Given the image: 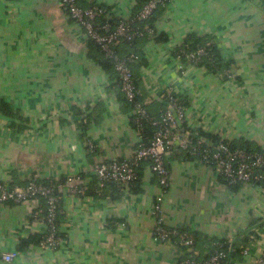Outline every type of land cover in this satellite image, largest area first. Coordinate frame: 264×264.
<instances>
[{"label": "crops", "instance_id": "obj_1", "mask_svg": "<svg viewBox=\"0 0 264 264\" xmlns=\"http://www.w3.org/2000/svg\"><path fill=\"white\" fill-rule=\"evenodd\" d=\"M141 1L80 4L103 6L118 21L130 19ZM152 24L154 35L137 40L131 66L149 112L160 114L159 94L171 89L186 100L190 126L264 151V0H166ZM189 36L211 38L230 61L232 77L181 65L173 52ZM102 57L58 0H0V101L11 111L0 112V182L21 187L30 178L59 182L81 174L93 187L95 164L128 158L141 146L117 74L100 65ZM167 167V224L209 238L247 232L256 242L236 264H255L263 250L264 185L228 187L211 166L173 152ZM58 192L65 242L57 250L25 245L45 228L42 199L8 202L0 206V264H177L181 258V249L153 240L151 209L161 191L148 164L128 187L67 196L59 185ZM11 250L18 256L5 263L1 255Z\"/></svg>", "mask_w": 264, "mask_h": 264}, {"label": "built area", "instance_id": "obj_2", "mask_svg": "<svg viewBox=\"0 0 264 264\" xmlns=\"http://www.w3.org/2000/svg\"><path fill=\"white\" fill-rule=\"evenodd\" d=\"M66 9L71 20L79 25L86 37L92 40L105 58L110 59L113 69L117 74L120 90L124 97L133 104V122L139 133L143 123H148L156 128L152 139L148 144L139 146L128 158L101 162L93 166L90 174L96 180L93 187L89 186L83 175H68L61 184L66 188L67 196L83 195L88 190L100 194L108 184H120L123 187L131 186L138 178L142 164H148L155 176L160 193L155 196L151 214L154 219L152 237L156 242H168L174 247L190 252L185 258H180L177 264H229L236 260H230L228 253L216 248L207 258L198 259L194 249L195 236L192 230L169 226L163 212L164 193L170 183V175L167 167L169 154L174 150L190 151L200 162L205 163L216 170L222 180L228 184H257L264 179V152L247 151L241 148H232L230 142L220 138L214 142L200 135L199 128H193L187 121L186 105L175 98L171 89L159 94L164 102L158 117L149 114L146 99L137 100V85L129 63L136 56L130 54L129 58L122 57L117 45L123 40L133 42L137 37L145 34L154 35V31L148 25H139L153 16L155 10L165 5L166 0H147L138 11L128 20H118L111 28L106 22L100 25L97 22L99 16L106 20L113 16L99 5L83 7L80 0H58ZM182 54L191 64H196L205 54L204 48H198L193 52L177 53L174 57L181 63ZM183 63H181L182 65ZM224 74L232 77V69H225ZM178 96V95H176ZM153 101V100H152ZM43 199L45 216L41 217L45 226V236L40 242L43 249L57 250L64 242L63 233L57 226V211L61 198L53 183H44L36 178H30L24 186H12L0 182V206L8 202L22 203L29 199ZM244 240L239 243V240ZM232 243L241 248V254L247 256L250 248L255 244L256 238L247 232L241 231L232 234ZM183 252V251H182ZM18 256L15 250L4 252L1 259L5 263H11ZM255 264H264V236L263 250L256 258Z\"/></svg>", "mask_w": 264, "mask_h": 264}, {"label": "trees", "instance_id": "obj_3", "mask_svg": "<svg viewBox=\"0 0 264 264\" xmlns=\"http://www.w3.org/2000/svg\"><path fill=\"white\" fill-rule=\"evenodd\" d=\"M146 1L147 0H142L141 1V4L145 3ZM103 9L106 12H108V9L107 8L103 7ZM153 17H154V14H153L152 17H150L149 19H147L145 22H140L139 25H141V26L148 25L149 27H153L152 26L153 25L152 24ZM97 22L100 25H103L106 22H108L109 25H110V27L112 28L114 26V24H116L117 20H115L114 18H110L109 20H106L103 16H99L97 18ZM146 35L147 34H145L142 37L135 38L133 40V42H131V43L122 40L117 45V47H116L117 50H118V52H119V54L122 57H124V58H129V55L132 54V55L136 56V58H137V55L136 54L138 52L135 49L136 48V42H137V40L145 39L147 37ZM161 38H162V36L160 34L157 39L160 40ZM88 41H89V48L90 49H95V50L99 51L98 46L92 40L88 39ZM121 44L123 46H126L127 47V53L126 54H121L120 53L119 46ZM198 48H204L205 54L196 63L197 65L203 66L207 70H210V71L215 72V73L223 72L225 69L230 68V66H231L230 61H225L224 60V58H223V56H222V54H221L218 46L216 45L215 42H213V40L211 38L208 39V38H199V37H195V36H189V37L185 38V40L180 44V46L177 47L174 50L173 54L174 55H176L177 53L180 54L183 51H185V52H193V51L197 50ZM136 58H131L130 59L129 63H130L131 66H133L134 64H136ZM98 61H99L100 65L105 70H110V69L113 70V65H112V62L110 61V59L105 58V57H102ZM181 61H182L183 64L184 63H186V64L189 63V61L185 58V56L183 54H182V57H181ZM134 79H135V83L137 85V95H136V98H137V100L143 102L147 98V96H145L139 90V87H138V84H137L138 83L137 82V78H135V76H134ZM116 81H117V84H118V87H119V90H120L119 81H118V78L117 77H116ZM119 97L121 98V100L126 105H128L129 108H131V110L133 109V104L131 102H129L124 97V95L121 92V90H120V93H119ZM175 98L178 101L184 103L185 105L187 104L186 100L183 97L176 96L175 95ZM162 100L159 101L160 106H161V109L164 107V102ZM148 106H149V104H146V108H147V110L149 112ZM0 112L3 113V114H9L11 112L9 110V107H8L7 103L4 102V101H0ZM149 114L152 115L150 112H149ZM152 116H155V115H152ZM155 117H158V115L155 116ZM131 118L133 119V116H131ZM132 123H133L134 127L136 128V124L133 122V120H132ZM155 130H156V128L154 126H152V125H150V124H148L146 122L143 123L142 130L140 132V135H141V138H142L141 139L142 141L140 142V145L148 144V142L152 139ZM199 132H200L199 133L200 135H203V136H205V137H207L209 139H212L214 142H218L220 140V137H218L217 135L212 134V133L205 132L202 129H199ZM230 146L232 148H241V149H245L247 151H252V152L253 151L264 152L262 150L251 149L249 145H247V144H245L243 142H239V143L230 142ZM172 152L173 153H177V154H183L184 156H186V157H188L190 159H193V158L194 159H197V160L200 159L199 157H196L195 155H193L190 151H185V150H180V149L178 150L177 149V150H174ZM138 177H139V175H138ZM63 181L64 180L61 179L59 182H56V181H54L52 179V180H45V181H41V182H44V183H53L55 185V191H56V193L60 196V193L58 192V186L61 185L63 183ZM256 183L257 184L260 183V184H263L264 185V179L258 180ZM110 185H113V184H108L106 187H108ZM116 185H119L121 187L120 184H116ZM238 185H241V184H228L227 186L228 187H236ZM106 187H104L103 189H105ZM42 204H43L42 206L45 207L43 199H42ZM44 216H45V210H42L39 213V218L44 217ZM61 219H62V216H61V202H60L59 210L57 211V219H56L57 226L60 225ZM193 233H194V236H195L194 249L198 252L197 255H195V256L198 259H203V258L209 257L215 251L216 248H221V249L225 250L228 253V258L230 260H232V259L237 260L238 257L241 258V256H242V254H241V248L239 247V245H236V244L232 243L231 240L228 239V238H215V237L209 238L207 236L200 235L196 231H193ZM241 233H244V231H241ZM44 236H45V228H44V230L40 234H38V233L33 234L29 238H27L26 240H24L23 242H24L25 245H27V244H34V245H38L39 246L40 245V242L42 241V239L44 238ZM181 251H183L182 252V255H181L182 258H185L186 256H188L190 254V252L184 251L183 249ZM229 264H233V262H231Z\"/></svg>", "mask_w": 264, "mask_h": 264}]
</instances>
